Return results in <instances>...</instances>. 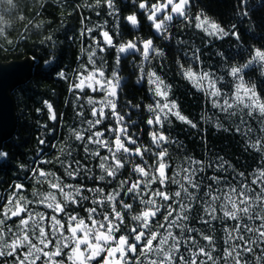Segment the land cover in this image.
<instances>
[{
    "label": "snow or ice",
    "instance_id": "1",
    "mask_svg": "<svg viewBox=\"0 0 264 264\" xmlns=\"http://www.w3.org/2000/svg\"><path fill=\"white\" fill-rule=\"evenodd\" d=\"M131 3L147 21L150 35L139 34L142 21L136 11L122 17L117 0H95L87 7L103 4L113 27L108 28L107 20L92 27L84 24L80 36L91 41L81 49L86 62L71 78L59 67L54 69L59 79L70 81L69 91L78 102L79 125L69 132L74 144L60 147L61 155L50 160L43 158L47 142L39 137L33 166H18L30 174L25 178L34 186L30 197L24 194L23 182L0 196V264H264V98L246 82V70L254 66L259 65L264 75V48L252 49L224 76L212 71L197 74L177 61L181 74L219 113L215 119L201 120L240 136L256 167L246 174L222 156L208 161L186 156L175 165L174 155L183 144L171 134L173 118L200 129L169 99L170 85L154 70L153 61L166 56L156 38L171 42L177 26L195 27L221 40L240 42L241 35L236 25L225 30L203 13L193 15L192 0ZM234 7L238 18L250 17L249 0H237ZM121 20L136 33L117 42L115 38L123 35ZM109 50L115 52L111 71ZM183 56L200 60L196 52ZM129 58L137 83L146 82L154 97L143 109L140 103L122 99L121 69ZM225 76L233 82L230 93L222 87ZM45 106L49 119L56 121L52 103L45 101ZM225 119L232 121L227 128ZM141 125L146 126L147 142ZM9 155L0 146V162ZM53 164L63 169V176L41 167ZM208 170L213 174L207 175ZM76 180L81 182H67ZM86 180L95 186L89 187ZM43 185L47 190L37 187Z\"/></svg>",
    "mask_w": 264,
    "mask_h": 264
},
{
    "label": "trees",
    "instance_id": "2",
    "mask_svg": "<svg viewBox=\"0 0 264 264\" xmlns=\"http://www.w3.org/2000/svg\"><path fill=\"white\" fill-rule=\"evenodd\" d=\"M236 2L237 0H192L191 11L193 15L203 13L225 30H231L232 25H236L241 35L240 42L231 37L217 39L195 27L183 26L173 29L171 42L156 38L166 56L153 61L154 70L170 85L172 101L179 106L182 114L198 122L200 129L193 130L173 118L171 134L183 144V148L174 155L175 165H179L186 156L204 161L222 156L238 171L246 174L256 167V159L250 151H244L245 145L240 136L232 131L217 129L212 123L201 120V117L215 119L219 113L212 109L205 94L191 84L177 66L179 60L185 68L191 67L197 73L212 71L224 76L230 65L243 63L252 49L264 48V0H249L251 14L247 19L237 17L234 7ZM88 4L95 5V0H20L11 5V8L7 6L13 13L9 18L0 17V62L26 58L38 62L32 78L13 92L18 121L13 138L3 144V150L10 155L7 161L0 162V187L10 184L16 177L20 179L21 169L18 166L21 163L28 164L26 154L38 146L37 136L40 132L37 126L39 117H44L43 114L38 115V109L46 107L45 101L52 103L57 111L58 121L61 122L64 139L59 142L58 148L73 143L66 138L65 132L68 123L70 125L75 120L72 112L74 98L68 85L56 78L54 69L70 68L72 71L78 64L86 40V37L80 36L84 24L92 27L105 20L108 24L112 21L103 4L93 8H88ZM130 13L131 11L124 12L122 17ZM85 17L88 19L84 20ZM121 24L127 27L123 20ZM48 37H52V40L49 41ZM180 41L183 43H179ZM193 52L200 56L198 62L183 56L187 53L190 57ZM52 57L56 58L55 67L44 66L45 61ZM129 64L125 61L122 65V76L128 82V98L133 103H140L143 109L144 105L152 103L148 85L146 82L137 83L133 66H128ZM261 71L259 65L247 69L246 82L254 85L257 94L264 98V75ZM232 86L231 78L225 76L222 84L224 91L230 93ZM45 119L46 117L41 122H47ZM222 122L225 128L232 123L227 119ZM145 134L147 137V132ZM212 174L208 170L207 175Z\"/></svg>",
    "mask_w": 264,
    "mask_h": 264
},
{
    "label": "flooded vegetation",
    "instance_id": "3",
    "mask_svg": "<svg viewBox=\"0 0 264 264\" xmlns=\"http://www.w3.org/2000/svg\"><path fill=\"white\" fill-rule=\"evenodd\" d=\"M18 1L20 0H0V17L3 19V18H9L10 15H12V11L7 9V6L9 8H11V5L17 3ZM23 1H32V0H23ZM130 2V3H129ZM127 3V4H126ZM6 10H4L5 8ZM117 7H119L121 9V16L124 12H133V11H136L137 12V15H138V18L142 21V27L141 29L139 30V34L141 36H147V34H151V29L147 23V21L144 19V16L142 15V13L140 12V10L138 8H135L133 6V4L131 3V1H128V0H117ZM106 8V7H104ZM4 13V14H2ZM112 21L110 22V24H108V28L111 29L113 27V18L111 17ZM9 27H6V29H8ZM5 29V30H6ZM7 31V30H6ZM122 32H123V35L121 37H116V41L119 42L121 39L123 40H129V39H132L133 36L135 35L136 33V30L132 29L130 25H127V27H123L122 26ZM94 35H98V33H94ZM91 43V41L86 37V40H85V43H84V47H87V45ZM157 43V41H156ZM158 44V43H157ZM107 55V61H108V66H109V71H111V66L114 62V58H115V52L114 50H109V53L106 54ZM86 55H83L81 54V56L79 57V64H83L86 62ZM51 61H53L51 64H47L45 63L44 66H48V65H51V66H54L56 65V58L55 57H52L50 59ZM130 60L131 58H129V60L127 62L130 63ZM38 63V62H37ZM128 66H132V64L130 63ZM55 67V66H54ZM63 71L67 72V68L63 69ZM79 71V69H78ZM77 71V72H78ZM121 74H122V69H121ZM56 78L59 79L56 75ZM129 80V79H128ZM128 86V82H126L124 80V83H123V88H127ZM73 98H74V101H73V105H72V112L74 114V121L69 125L68 123V126H66V132H65V136L67 139H69V132H70V129L74 128V127H77L79 125V118L77 117L76 115V112L78 110V102L76 101V98H75V94L73 92H71ZM88 95H93L92 93H87ZM149 97H152L151 93L149 92ZM126 97L127 99H129L128 97V94H127V90L124 91L123 90V97L122 99ZM54 109V107H53ZM54 111L56 112L57 114V111L54 109ZM44 115V117H46L45 120H47V122H41V120H44V117H39L40 120H39V124L37 126V130L40 132L39 136H37V140L39 137H43L45 140H46V145H44V157L45 159H50V160H55V158L57 156H60V149L58 148V144L61 140L64 139V133L62 131V129L60 128V124L61 122L58 121V114H57V120L56 121H52L49 119V113H48V109L46 107H42V108H39L38 109V115L41 116V115ZM144 115H146V113H142ZM134 119L136 118V116L134 115L133 117ZM44 125H47V128L43 127ZM142 128H145V131L143 133V136H142V139L147 142L148 140V137H146V134L145 132H147V129H146V126L145 125H141ZM49 137V138H48ZM73 142V141H72ZM74 142L70 145H73ZM53 145H56L57 147H53ZM41 145L38 144V146L34 147V149L32 151H30L29 153L26 154V160L28 161V164H25L27 167H32V161L34 158H37V153L40 149ZM78 151V158L82 157L83 153H82V149H79L77 150ZM62 158V156H61ZM42 168H44V170L46 171H53L55 173H57L58 175H61L63 176V169L59 167L58 164H53V165H42L41 166ZM21 176H20V179H18L17 177L14 179L13 182H11L10 184H5L3 187H0V196H6L8 194H10V190H11V187L14 183H19V182H23L24 185H25V192L24 194L25 195H28L29 197L31 196V192L33 191V186H34V181L31 179V178H25L26 176H29L30 174L29 173H26L25 171L21 170ZM69 183H73V184H77V183H80L81 181L79 180H76V181H67ZM84 183H86L89 187H94L95 184L92 180H86V181H83ZM40 188L41 191H45L47 190V185H43V186H37ZM108 190V189H106ZM90 205L88 204H85V207H88ZM3 207V204H0V208ZM41 211H48L47 209H39ZM80 214L81 215H86V213L83 211V209H80ZM16 218H13V221H9V223H13L15 221Z\"/></svg>",
    "mask_w": 264,
    "mask_h": 264
},
{
    "label": "water",
    "instance_id": "4",
    "mask_svg": "<svg viewBox=\"0 0 264 264\" xmlns=\"http://www.w3.org/2000/svg\"><path fill=\"white\" fill-rule=\"evenodd\" d=\"M33 60L0 62V146L9 140L17 128L13 92L33 75Z\"/></svg>",
    "mask_w": 264,
    "mask_h": 264
},
{
    "label": "rangeland",
    "instance_id": "5",
    "mask_svg": "<svg viewBox=\"0 0 264 264\" xmlns=\"http://www.w3.org/2000/svg\"><path fill=\"white\" fill-rule=\"evenodd\" d=\"M131 1V0H130ZM127 4V3H126ZM84 54H82V56H83ZM33 62H34V60H33ZM80 68H81V64H79V62H78V64L76 65V67H74V69L71 71V75H70V78L71 77H74V75H75V73H77V71H78V69L80 70ZM34 69V68H33ZM199 73H201V72H199ZM199 73H197V74H199ZM217 74V73H216ZM217 75H219V74H217ZM189 82L191 83V84H193L190 80H189ZM193 86V85H192ZM194 87V86H193ZM197 88V87H196ZM198 89V88H197ZM123 90L124 91H126V88H123ZM199 90V89H198ZM200 91V90H199ZM202 92V91H201ZM169 99L172 101L173 99L171 98V96H170V94H169ZM150 100L153 102V100H154V97L152 96V97H150ZM16 115H17V112H16ZM17 121H18V116H17Z\"/></svg>",
    "mask_w": 264,
    "mask_h": 264
},
{
    "label": "bare ground",
    "instance_id": "6",
    "mask_svg": "<svg viewBox=\"0 0 264 264\" xmlns=\"http://www.w3.org/2000/svg\"><path fill=\"white\" fill-rule=\"evenodd\" d=\"M12 62V61H11ZM8 63V62H7ZM33 64H34V69H33V74H34V71H35V66H36V64H37V62L36 61H34L33 62ZM155 68V67H154ZM68 71L66 72L67 73V75L70 77V75H71V71H70V68L69 69H67ZM32 78V77H31ZM28 81V80H27ZM26 81V82H27ZM60 81H62V82H64V83H66L67 85H68V88H69V86H70V81H65V80H61L60 79ZM14 97V96H13ZM15 105H16V102H15ZM173 126V125H172ZM171 126V127H172ZM176 127V126H175ZM178 129V128H177ZM14 136V135H13ZM13 136L11 137V138H13Z\"/></svg>",
    "mask_w": 264,
    "mask_h": 264
}]
</instances>
